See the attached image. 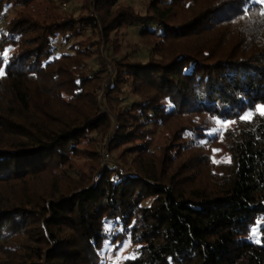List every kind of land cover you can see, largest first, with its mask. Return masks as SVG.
Returning <instances> with one entry per match:
<instances>
[{"label": "trees", "instance_id": "1", "mask_svg": "<svg viewBox=\"0 0 264 264\" xmlns=\"http://www.w3.org/2000/svg\"><path fill=\"white\" fill-rule=\"evenodd\" d=\"M61 1L0 0V264H264V7Z\"/></svg>", "mask_w": 264, "mask_h": 264}, {"label": "rangeland", "instance_id": "2", "mask_svg": "<svg viewBox=\"0 0 264 264\" xmlns=\"http://www.w3.org/2000/svg\"><path fill=\"white\" fill-rule=\"evenodd\" d=\"M46 1H51L53 5L55 6L53 9H56V13H63L64 10H68L67 4H63L61 0H43L44 4ZM79 1V0H75ZM149 0H128L132 5H134L138 9H143L145 2ZM257 3L261 4L264 7V2H261V0H257ZM73 9L76 7V4L72 5ZM71 7V8H72ZM18 8L9 6L4 8V10L0 13V30L2 31L5 29L7 22L10 20L12 15L16 12ZM120 43L124 47L126 43H138V34L137 30L134 28H129L127 30H124L122 35L120 36ZM112 64L107 65L108 70H113ZM94 68H97V65L94 63ZM100 76L103 77V73H100ZM102 94L100 93V96ZM207 126L208 130L206 131V134L211 138L212 144L210 146L211 150V156L212 159L217 163H227L229 161V155L225 149L227 145V135L225 132L229 130H233L236 123L234 121L229 120H215V119H207ZM166 132L160 131L154 140V145H160L164 146L167 142L166 139ZM106 138L102 142V146L100 149L101 153V162L100 164L102 166H105L108 164L110 160V154L109 150L107 148L106 144ZM106 151L108 154V158L104 160L103 152ZM82 164V161L80 162ZM100 175L97 174V178H99ZM253 234H255V231H253ZM106 242L105 247L103 248L101 257V264H122L125 260L132 258L134 253L133 250L135 249V246L132 245L129 241H124L123 246L120 247L118 250L117 248H114L111 244H107ZM111 245V246H108ZM0 261H8V258L0 254Z\"/></svg>", "mask_w": 264, "mask_h": 264}, {"label": "snow or ice", "instance_id": "3", "mask_svg": "<svg viewBox=\"0 0 264 264\" xmlns=\"http://www.w3.org/2000/svg\"><path fill=\"white\" fill-rule=\"evenodd\" d=\"M257 0H246L245 4H244V11H250L252 7L255 6ZM261 2H264V0H261ZM257 107V110L259 111V113L261 115H264V104H260ZM249 118L247 115H241L240 116V119L241 120H244V119H247ZM108 246H111V245H108ZM123 246V241L121 242H118L117 245H116V248L117 250Z\"/></svg>", "mask_w": 264, "mask_h": 264}, {"label": "built area", "instance_id": "4", "mask_svg": "<svg viewBox=\"0 0 264 264\" xmlns=\"http://www.w3.org/2000/svg\"><path fill=\"white\" fill-rule=\"evenodd\" d=\"M103 156H104V160H106L108 158V154L106 151L103 152Z\"/></svg>", "mask_w": 264, "mask_h": 264}]
</instances>
